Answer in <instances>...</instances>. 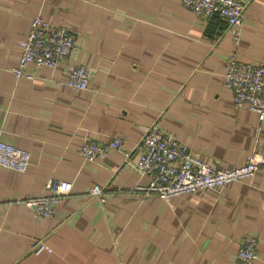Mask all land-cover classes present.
<instances>
[{"label": "crops", "instance_id": "obj_1", "mask_svg": "<svg viewBox=\"0 0 264 264\" xmlns=\"http://www.w3.org/2000/svg\"><path fill=\"white\" fill-rule=\"evenodd\" d=\"M234 43L223 18L198 17L180 0H0V129L27 149L24 172L0 167V264H243L237 249L255 235L264 260V165L221 189L163 199L136 189L135 144L156 122L201 160L242 165L264 155V120L235 107L223 85L227 57L264 62V0H242ZM40 13L75 37L56 70L14 79L18 41ZM91 69L85 89L62 82L78 63ZM122 146L103 159L79 155L84 140ZM66 179L72 190L50 217L23 203ZM104 187L106 200L90 195ZM43 240L52 251L40 250Z\"/></svg>", "mask_w": 264, "mask_h": 264}, {"label": "built area", "instance_id": "obj_2", "mask_svg": "<svg viewBox=\"0 0 264 264\" xmlns=\"http://www.w3.org/2000/svg\"><path fill=\"white\" fill-rule=\"evenodd\" d=\"M182 6L192 14L210 18H223L233 36L239 42L240 26L245 10L242 0H180ZM75 37L71 31L40 13L30 19L29 29L18 41L20 51L17 64L10 69L16 79H33V68L47 67L56 70L72 54ZM62 82L72 89H85L90 80V70L85 64H78L62 72ZM223 85L231 93L235 107L245 105L254 112L259 121L264 120V62L252 64L231 51L223 74ZM123 139L112 137L107 142L84 140L78 153L86 160L104 157L111 149L122 146ZM135 159L132 166L147 179L146 185L137 184L136 189L154 193L160 198L169 199L181 193L205 189H221L227 184L244 178H252L264 165V155L252 151L242 165L221 167L206 163L198 158L192 148L174 135L166 132L156 122L151 123L135 145ZM31 154L2 137L0 129V167L24 172L30 164ZM49 193L29 196L23 202L33 209L37 217H50L55 207L72 190V182L66 179H52L48 182ZM105 201L104 187L94 184L90 190ZM40 250L52 249L43 240L37 241ZM237 256L243 264H264L258 254V240L255 235L242 239Z\"/></svg>", "mask_w": 264, "mask_h": 264}, {"label": "rangeland", "instance_id": "obj_3", "mask_svg": "<svg viewBox=\"0 0 264 264\" xmlns=\"http://www.w3.org/2000/svg\"><path fill=\"white\" fill-rule=\"evenodd\" d=\"M198 17H199V16H198ZM230 53H231V52H230ZM229 55H230V54H229ZM229 55H228V57H229ZM228 57H227V59H228ZM226 62H227V61H226ZM78 64H85V63L82 62V63H78ZM78 64H76V65H78ZM76 65H74V66H76ZM85 65L89 68V70H90V74H91V69H90V67H89L87 64H85ZM74 66H73V67H74ZM71 68H72V67H71ZM223 74H224V73H223ZM14 79H16V78H14ZM147 127H148V126H147ZM147 127H146V128H147ZM146 128H145V129H146ZM137 142H138V141H137ZM137 142H136V144H137ZM136 144H135V145H136ZM111 150H113V149H111ZM111 150H109L108 152H110ZM107 155H108V154H107ZM107 155H105L104 157L93 158V159H91V160L93 161V160H96V159H103V158H105ZM82 159L85 160V161H88V160H86V158H83V157H82ZM138 173H139V172H138ZM90 190H91V189H90ZM181 194H184V193H181ZM90 195H91V196H95V195H92L91 192H90ZM105 195H106V194H105ZM28 197H29V196H28ZM26 198H27V197H26ZM105 198H106V196H105ZM105 200H106V199H105ZM101 201L104 202V200H101ZM23 203H24V202H23ZM24 204H25V203H24ZM28 207H29V206H28ZM30 208H31V207H30ZM31 209H32V208H31ZM32 211H33V209H32ZM36 217H37V216H36ZM37 247H38V245H37Z\"/></svg>", "mask_w": 264, "mask_h": 264}]
</instances>
